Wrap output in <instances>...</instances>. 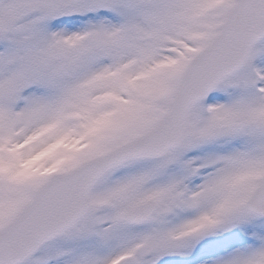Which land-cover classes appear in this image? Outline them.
<instances>
[{
  "label": "snow or ice",
  "instance_id": "6c2138e0",
  "mask_svg": "<svg viewBox=\"0 0 264 264\" xmlns=\"http://www.w3.org/2000/svg\"><path fill=\"white\" fill-rule=\"evenodd\" d=\"M0 264H264V0H0Z\"/></svg>",
  "mask_w": 264,
  "mask_h": 264
}]
</instances>
